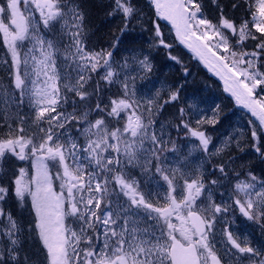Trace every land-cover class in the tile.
<instances>
[{"label": "snow or ice", "instance_id": "snow-or-ice-1", "mask_svg": "<svg viewBox=\"0 0 264 264\" xmlns=\"http://www.w3.org/2000/svg\"><path fill=\"white\" fill-rule=\"evenodd\" d=\"M0 53V264H264V0H0Z\"/></svg>", "mask_w": 264, "mask_h": 264}, {"label": "trees", "instance_id": "trees-1", "mask_svg": "<svg viewBox=\"0 0 264 264\" xmlns=\"http://www.w3.org/2000/svg\"><path fill=\"white\" fill-rule=\"evenodd\" d=\"M113 23L116 22L114 21ZM146 35L147 33H144V37ZM138 39H143V37H138ZM156 64L159 70L160 77L166 78L168 80H173L176 79V77L178 76L177 68H174L170 63L166 62L163 52L156 54ZM190 67H191V75L188 76V83L186 88V91L188 93L198 94V95L202 94V90H203L202 84L204 82H208L209 85H213L216 89L219 90L220 94L223 97V100H225V104H223L222 108H223V112L227 114L228 117L231 116L235 111L242 112L241 109H239L237 106L234 105V101H232L231 98L226 93L223 92L220 84L216 80L211 78L210 75L205 70H203L200 66H198L194 61L190 62ZM249 156L251 158V160L249 161L255 163L257 166V171H259L261 165H259L258 161L255 160L254 156L252 155ZM239 163H241V161H237V164Z\"/></svg>", "mask_w": 264, "mask_h": 264}, {"label": "rangeland", "instance_id": "rangeland-1", "mask_svg": "<svg viewBox=\"0 0 264 264\" xmlns=\"http://www.w3.org/2000/svg\"><path fill=\"white\" fill-rule=\"evenodd\" d=\"M185 61L188 62V58L186 56H185ZM160 78L165 79L162 77ZM202 89H203L202 94H200V96H203L210 101H215L221 106L225 104V100H223V97L220 94L219 90L216 89L213 85H209L208 82H204L202 84ZM245 122H246V117L243 115V113L239 111H235L231 116L228 117L227 120L223 122V124L220 125V130H223L229 123H231L234 126L235 125L243 126ZM228 131H232V129L229 128ZM244 159L245 161L251 160L249 155L245 156ZM238 223L240 224L241 231H244L246 229L248 232L252 233V238L254 243H264V237L260 235V231L256 226L252 225L249 222H246L242 217L238 220Z\"/></svg>", "mask_w": 264, "mask_h": 264}, {"label": "water", "instance_id": "water-1", "mask_svg": "<svg viewBox=\"0 0 264 264\" xmlns=\"http://www.w3.org/2000/svg\"><path fill=\"white\" fill-rule=\"evenodd\" d=\"M210 74V73H209ZM213 77V76H212ZM214 79H216V80H218L217 78H215V77H213ZM220 84H221V86L223 87V85H222V82H220Z\"/></svg>", "mask_w": 264, "mask_h": 264}]
</instances>
